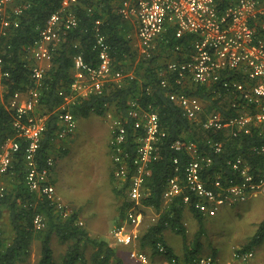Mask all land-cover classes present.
<instances>
[{
  "label": "built area",
  "instance_id": "obj_1",
  "mask_svg": "<svg viewBox=\"0 0 264 264\" xmlns=\"http://www.w3.org/2000/svg\"><path fill=\"white\" fill-rule=\"evenodd\" d=\"M78 0H61L59 10L50 15L42 27L37 28V38L27 46L30 60V79L33 82L24 91H16L6 102L3 94L0 101L12 117L13 138L5 141L0 149V197L6 194L3 178L12 168L19 152L20 138L25 141V176L27 188L38 196H45L56 203L63 216L67 212L57 203L55 188L49 182L53 159L48 158L46 167L38 169L35 154L43 132L46 129L47 115L39 112L41 83L50 67L53 44L58 43L66 31L78 24L73 11ZM30 0H0V46L8 38L18 22L16 17L29 6ZM117 14L132 22L135 36L134 49L142 58H152L159 52V44H169L172 34L177 42L171 47L173 56L160 64L164 67L158 72L160 86L169 87L167 97L176 104L182 116L197 127L209 132L225 131L233 137L239 133L247 134L251 127L264 139V2L263 0H228L227 6L220 9L217 0H122ZM99 21L95 22V26ZM94 49L97 63L85 62L81 55L73 58L72 82L68 93L60 92L63 103L57 112L58 129L56 138L63 139L76 130V118L68 111V106L78 99L101 93L107 83L123 85L131 80L132 73L112 71L110 47L105 37L96 28ZM131 36V39H132ZM165 54V53H164ZM160 54V55H164ZM156 59V62H159ZM2 60L0 57V72ZM2 74L0 73V76ZM170 80L175 89L170 87ZM192 86H216L213 92L234 96L231 114L219 111L204 112V105L198 97L185 92ZM129 116L133 119L134 132L142 130L136 138L139 143L130 173L122 144L126 130L121 118L115 121L110 146L115 152L113 174L121 183L128 180L126 196L129 206L124 211L122 224L112 231L118 245L131 248L128 256L134 264H212L217 259L210 255L191 258L168 255L161 243L156 245L157 254L151 257L143 250L136 249L134 242L142 224L140 208L144 196V178L149 175V164L156 158V146L165 133L159 118L150 108L140 107L131 101ZM206 145L214 155L222 151V141L208 136ZM175 151H186L191 159L186 163L182 178L178 175L169 179L163 193L164 201L180 196L182 204L194 209L202 217L214 216L222 207L233 206L250 199L264 200V143L256 147L263 158L262 166L252 172L246 160L241 157L225 159L226 169L207 175L213 157L200 150L195 142L176 140L172 146ZM207 153V154H206ZM177 164V159L174 160ZM178 171L177 166L175 172ZM227 173V174H226ZM206 175V176H204ZM62 210V211H61ZM33 223L41 226V217L35 216ZM253 256L252 251L234 250L232 261H246ZM220 264V263H218Z\"/></svg>",
  "mask_w": 264,
  "mask_h": 264
},
{
  "label": "trees",
  "instance_id": "obj_2",
  "mask_svg": "<svg viewBox=\"0 0 264 264\" xmlns=\"http://www.w3.org/2000/svg\"><path fill=\"white\" fill-rule=\"evenodd\" d=\"M122 0H78L73 7L78 18V24L72 30L66 31L58 43L53 44L50 67L47 69L38 89L40 91L39 112L47 115L46 129L42 134L35 160L38 169L46 167L47 159L52 152V146L56 139L58 129L57 112L63 103L60 92L68 93L72 82L73 58L81 55L85 62L96 64L97 51L94 49L96 28L105 37L110 47L112 71L127 72L132 67L133 78L121 86L107 83L101 93L90 95L87 98L78 99L68 106V111L76 118L89 117L90 115L105 116L107 110L112 107L119 115L126 130L125 141L122 144L123 154H126L130 173L133 171L132 162L136 157L139 143L136 138L143 131L134 132L133 119L129 116L131 101L137 102L140 107L157 114L165 135L156 146V158L149 164V175L144 178V196L141 205L151 208L158 214L154 223L148 225L139 238V249L147 248L150 256L157 254L156 245L161 243L168 255L179 256L166 244L163 231L166 228L174 231L183 239L185 228L182 224V215L185 206L180 196L170 201H164L163 193L169 179L178 175L182 178L184 167L191 159L190 154L183 151H175L171 146L176 140L195 142L200 150L209 152L213 157L212 165L208 168L207 175L211 179L213 172L222 168L226 169L225 159L241 157L247 161L250 170L255 172L262 166L263 158L256 152V147L264 143V139L258 135V131L251 127L247 134L239 133L233 137L225 131L209 132L197 127L193 122L182 116L180 108L167 97L169 87L160 86L158 72L164 67L156 62L160 54L170 52L171 47L177 42L172 34H169V44H159V52L152 58H142L134 49L131 39L134 26L132 22L123 19L117 14V7ZM220 9H224L228 0H217ZM27 0H21V3ZM61 0H30L29 6L16 17L18 25L13 29L8 38L4 39L0 46L2 60L0 87L4 102L16 91H24L32 86L30 79V62L27 60V46L37 38V28L42 27L51 14L59 10ZM99 24L95 26V22ZM138 58V60H137ZM170 80V87L175 89ZM216 86H192L185 92L198 97L204 105L206 113L219 111L224 115L231 114V101H238L234 96L213 92ZM4 102L0 101V149L9 138H13L15 132L12 128L11 114L6 110ZM212 136L222 141V151L214 155L212 148L206 145L205 140ZM20 142L19 152L15 156L12 168L6 175L14 179L12 189L3 197H0V226L5 211L8 212L10 237H5L0 227V264H26L33 242L39 243V257L36 264H123L116 256L113 247L105 240H98L88 233L78 222V211H72L63 216L56 210V203L45 196H38L31 192L25 182L24 155L26 143ZM110 153L115 152L110 146ZM207 154V153H206ZM177 159V164L174 160ZM177 166L178 171L175 172ZM228 171V169H226ZM227 174V173H226ZM206 176V175H204ZM113 183V192L118 198H125L128 180L115 184L113 171L110 174ZM120 185V186H119ZM129 202H124L118 207L119 220L123 218ZM62 211V210H61ZM193 218L200 224L203 217L194 209H189ZM41 217V226L37 228L33 223L35 216ZM119 225V223H118ZM201 230V229H200ZM262 225L254 236V241L262 238ZM55 236L60 241L68 244L67 250L59 262L53 260L50 246L51 238ZM91 246L93 252L87 259L84 250ZM249 247L241 251H247ZM193 251L185 253L184 258H191ZM194 257V256H193ZM215 258V257H214ZM131 264H134L131 262ZM212 264H218L215 260Z\"/></svg>",
  "mask_w": 264,
  "mask_h": 264
},
{
  "label": "rangeland",
  "instance_id": "obj_3",
  "mask_svg": "<svg viewBox=\"0 0 264 264\" xmlns=\"http://www.w3.org/2000/svg\"><path fill=\"white\" fill-rule=\"evenodd\" d=\"M132 38L135 43V36ZM172 56L170 52L160 55L158 64L166 62ZM26 58L30 62L29 56ZM132 67L125 73H132ZM1 92L0 87V94ZM107 111L105 116L92 114L86 118H78L74 134L55 139L50 155L53 167L49 182L55 188L56 202L62 204L68 214L78 211V222L91 237L105 240L114 248L123 264H131L128 256L131 248L118 245L112 234L115 226L122 224L124 219L123 216L119 220L118 207L124 200L128 202V198L126 195L125 198H118L112 191L110 174L114 162L110 153V139L115 121L119 118H116L112 107ZM1 182L7 192L14 185V179L7 176ZM118 182L121 184V181L115 179L116 185ZM140 210L143 219L134 242L136 249H139V238L144 229L158 218V214L151 208L141 207ZM181 222L185 228L184 239L169 228L162 233L166 244L177 255L184 257L186 252L193 251L194 255L191 257L210 255L223 264L232 261L234 250H242L247 246L248 251H253V256L246 261H233L232 264H264L263 199H250L237 205L222 207L214 216H204L200 224L185 207ZM260 225L263 229L262 238L255 242L254 236ZM0 227L5 237L11 236L7 211ZM50 246L53 260L59 262L68 244L53 236ZM142 250L150 254L147 248ZM84 252L88 259L93 249L89 246ZM38 253L39 243L33 242L26 264H36Z\"/></svg>",
  "mask_w": 264,
  "mask_h": 264
},
{
  "label": "crops",
  "instance_id": "obj_4",
  "mask_svg": "<svg viewBox=\"0 0 264 264\" xmlns=\"http://www.w3.org/2000/svg\"><path fill=\"white\" fill-rule=\"evenodd\" d=\"M263 2H264V0H263ZM132 39H133V38H132ZM132 42H133V45H134V41H132ZM126 82H128V80H124V81H123V84H125ZM107 112H108V111H107ZM107 112H106V114H107ZM114 112H115V111H114ZM115 113H116V112H115ZM106 114H105V115H106ZM116 118H120L119 115H117V113H116ZM77 121H78V119H76V122H77ZM76 128H77V127H76ZM252 252H253V251H252Z\"/></svg>",
  "mask_w": 264,
  "mask_h": 264
}]
</instances>
